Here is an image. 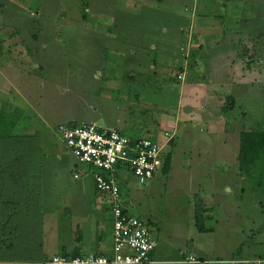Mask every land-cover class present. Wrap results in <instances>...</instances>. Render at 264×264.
Segmentation results:
<instances>
[{"label":"rangeland","instance_id":"rangeland-1","mask_svg":"<svg viewBox=\"0 0 264 264\" xmlns=\"http://www.w3.org/2000/svg\"><path fill=\"white\" fill-rule=\"evenodd\" d=\"M0 112L20 136L0 152L27 161L32 215L12 217L30 264L113 255L94 170L58 132L83 124L171 154L169 172L144 185L119 174L157 255L264 264V199L238 162L240 133L264 130V0H0Z\"/></svg>","mask_w":264,"mask_h":264},{"label":"built area","instance_id":"built-area-1","mask_svg":"<svg viewBox=\"0 0 264 264\" xmlns=\"http://www.w3.org/2000/svg\"><path fill=\"white\" fill-rule=\"evenodd\" d=\"M58 132L78 162L94 170L97 190L105 196L112 217L113 255H57L50 264H155L151 255L157 249V242L148 224L129 214L119 174L129 171L146 184L163 168V145L150 138L132 140L96 124L59 126ZM187 262L196 264L198 260L192 257ZM227 263L242 264V261Z\"/></svg>","mask_w":264,"mask_h":264},{"label":"trees","instance_id":"trees-1","mask_svg":"<svg viewBox=\"0 0 264 264\" xmlns=\"http://www.w3.org/2000/svg\"><path fill=\"white\" fill-rule=\"evenodd\" d=\"M234 102L235 100L233 97H229L223 108L225 114H228L230 109L234 108ZM15 127L16 122L13 118L0 112V140L4 141V138L6 139L9 137L19 139L17 142H20V136L14 135L13 130ZM123 135L132 140L136 139L126 134ZM239 139V169L247 178L256 179L257 185L264 199V130L242 132L240 133ZM2 148L3 149L0 152V263L30 264L32 263V260L28 261V259L32 256L26 255L30 251V248L24 245H19L18 230L21 229L20 227L22 225L15 222L16 217L14 219L12 217L13 215H18L20 217H26L29 216V214L32 215V212H28L29 208L26 209L29 204H27L26 201H31L30 204L32 205L34 203L33 198H31L32 192L30 189L28 190L25 185V165L27 164V161L26 159H23L25 158L23 154H17L12 157L10 156V151L9 153L6 151L7 148H4V146ZM16 148L18 150L17 153L20 150V152H22L21 146H16ZM171 163V154H166L162 168L163 173L167 174L169 172ZM202 212L206 213L208 211L203 208L202 203H200L196 215L197 226L199 228H201ZM204 231L205 230L200 229V232ZM16 245H18V248L20 249H18ZM22 253H26L25 258ZM155 255L156 249L151 255L154 260ZM81 256H83L81 251H76L72 256L68 257Z\"/></svg>","mask_w":264,"mask_h":264},{"label":"crops","instance_id":"crops-1","mask_svg":"<svg viewBox=\"0 0 264 264\" xmlns=\"http://www.w3.org/2000/svg\"><path fill=\"white\" fill-rule=\"evenodd\" d=\"M132 78H134V75L132 76ZM82 255L85 256L84 253H82ZM156 256L157 257H155V262H156L155 264H190L187 262V259H186L187 257L183 258V259H179L178 257H176V258L173 257L174 259H171L170 257L165 256L163 254H160V255L156 254ZM193 258H195V257H193ZM196 259L198 260V263H196V264H204L205 263V262H203L204 261L203 259H198V258H196ZM199 260H201L202 262H200ZM230 262H235V261L233 260ZM252 263H257V261L255 260Z\"/></svg>","mask_w":264,"mask_h":264}]
</instances>
